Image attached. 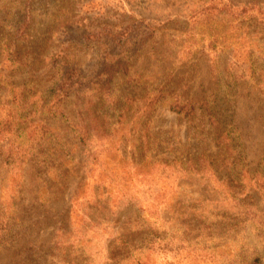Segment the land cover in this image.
Here are the masks:
<instances>
[{"label": "rangeland", "instance_id": "obj_1", "mask_svg": "<svg viewBox=\"0 0 264 264\" xmlns=\"http://www.w3.org/2000/svg\"><path fill=\"white\" fill-rule=\"evenodd\" d=\"M222 2L248 16L198 15ZM215 29L223 35L205 36ZM68 66L83 86L62 102L67 119L38 105L28 114L49 126L41 153L18 128L0 141V264H264V0H0V75L13 89L39 100ZM111 67L120 72L106 84ZM152 90L159 103L139 113ZM203 100L232 115L236 141L218 149L203 110L188 119L169 108ZM147 140L159 154L152 175L131 154ZM19 145L34 154L25 165ZM88 148L102 150L101 166Z\"/></svg>", "mask_w": 264, "mask_h": 264}, {"label": "trees", "instance_id": "obj_2", "mask_svg": "<svg viewBox=\"0 0 264 264\" xmlns=\"http://www.w3.org/2000/svg\"><path fill=\"white\" fill-rule=\"evenodd\" d=\"M198 15H203L207 17H218L221 15H230L233 16V19L238 23L241 24L243 18L248 16L247 9H236L231 6H228L224 2L221 3H211L207 5L205 8L202 9V12ZM107 34H111V31L106 32ZM221 30L215 29V30H209L206 32L205 36H209V39L212 40L213 38H216L218 36H222ZM194 37V36H192ZM143 43L142 45H144ZM210 47L215 48V45L213 43H209ZM192 46V45H191ZM137 49V48H136ZM134 49V54L137 53V50ZM60 56V55H59ZM58 59L60 57H57ZM7 59L11 61L14 66L16 67L19 59V55L17 52L13 51L12 49L7 52ZM47 59V58H46ZM125 60V58H121L119 61L122 62ZM54 61V60H53ZM51 62V61H50ZM129 68V60H125L124 63V70L121 72L124 73L127 77L130 75ZM111 70L112 67H111ZM111 70H106V72H103L101 74L102 77L106 78V84H110L115 78V74L120 72L119 68L116 70H113L114 73ZM58 73L60 75V84L58 85L57 92H51V91H44L41 92V96L39 100L36 99L35 93H30L24 89H13L12 84L7 83L8 80L11 81V77L9 79L3 77L0 75V141H6L10 137V135L16 130L17 128L21 131H28L27 142H31L36 146L39 147L38 150L35 152L37 155L40 154V148H43V144H45V136L49 133L50 129L49 126L46 125L43 121L40 122H32L30 123L28 121V114L31 112L32 108L34 106L41 107L44 112H47V114H50L54 118H64L67 119V115L63 112L64 109L62 108V102L67 99L69 91H72L75 86H83L82 81L83 77L80 73V71L72 66L62 67L60 70H58ZM13 77V76H12ZM13 81L16 80V77L12 79ZM24 84V83H23ZM42 90L45 89V87L41 88ZM40 89V91H41ZM91 88H86L85 92H89ZM50 95H47L46 93H49ZM93 92V91H91ZM40 94V92H38ZM150 93H154L152 97H150L146 102H144L143 105L139 106V113L141 114H152L153 113V107H155L159 100L155 98L157 96V90L150 91ZM31 97V98H29ZM96 94L91 95V99H95ZM33 98V99H32ZM32 99V100H30ZM64 104V102H63ZM92 101H89L86 106V110L90 112L92 109ZM136 105V104H135ZM32 107V108H31ZM169 108L171 111L177 113L178 115H181L185 118L192 119L194 116L196 109L203 110L206 113V116L208 118V125L211 126L214 132V141L216 144V147L218 149L224 148L225 146L229 145L230 143L236 141V132L233 129L232 126H235L233 124L232 119L229 120V117H232V115H225V111L222 112V110H218L220 113V116L217 115L216 106H213L209 101L203 100L199 102H179V101H173L169 105ZM222 113H221V112ZM94 114V113H93ZM149 116V115H148ZM88 122L82 121L80 125L77 124L76 127V136L78 139V142L83 145H87L88 142ZM23 126V127H22ZM231 126V127H230ZM89 129L92 132H98L101 129V126L97 124L96 122L91 121L89 124ZM102 132V131H101ZM95 135V134H93ZM103 134H101L102 136ZM146 145H139L136 146V148L133 150L131 154L135 157V161L138 158L139 160L145 159L148 164L144 166V168L148 167V170L146 168L145 175H152L154 173L153 169L155 168V165L157 164V160L159 157L158 149L154 147V143L150 142V140H147L145 142ZM88 156L92 158V162L89 164L90 167H99L100 162L98 161L99 155L101 154L102 150L95 151L94 149L87 150ZM19 153V154H18ZM14 154H9L8 159L14 158ZM16 155L19 156L17 158H20L19 162L22 165H25V162L27 160H32L34 158V154L28 152L26 148H21L20 145L17 147ZM137 157V158H136ZM182 160L179 158H173L171 162H177V160ZM135 165L138 166L139 164L135 162ZM88 168V164H86ZM159 170V167H158ZM157 171V168H156ZM111 183H116V187L119 189H126L127 184L121 183L119 180H116L114 176H112ZM114 180V181H113ZM157 193V192H154ZM93 199H98L97 192H94V195L92 196ZM129 201L133 202L134 200L131 197H128ZM88 200V199H87ZM153 201L154 205L157 200L151 199L150 202ZM89 202V200H88ZM121 205L120 199L116 202L114 205L115 208H118V206ZM160 206V205H159ZM160 207H157V212H160L158 210ZM119 239L121 244H126V240L123 236L117 237Z\"/></svg>", "mask_w": 264, "mask_h": 264}]
</instances>
